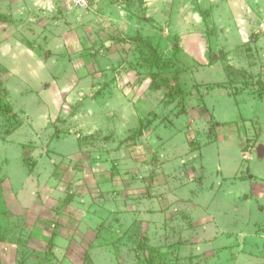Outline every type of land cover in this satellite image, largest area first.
<instances>
[{
	"label": "rangeland",
	"instance_id": "rangeland-1",
	"mask_svg": "<svg viewBox=\"0 0 264 264\" xmlns=\"http://www.w3.org/2000/svg\"><path fill=\"white\" fill-rule=\"evenodd\" d=\"M89 1L0 0V264H264V0Z\"/></svg>",
	"mask_w": 264,
	"mask_h": 264
},
{
	"label": "crops",
	"instance_id": "crops-1",
	"mask_svg": "<svg viewBox=\"0 0 264 264\" xmlns=\"http://www.w3.org/2000/svg\"><path fill=\"white\" fill-rule=\"evenodd\" d=\"M89 3H90V1H89ZM89 3H88V6H89ZM87 6V7H88ZM87 7H85V8H87ZM84 8V9H85ZM263 150H264V147H263V145H260L258 148H257V151H258V154H259V156H262V153H263ZM252 177H254V175H252ZM240 179V178H239ZM227 192H229V190L227 191ZM237 193L235 194L236 195V197L239 199V198H242V196L244 197V196H247V200H251V197H252V194H251V196H249V193H247V192H243V191H240L239 193H238V191H236ZM260 197V198H259ZM259 199H257V200H264V199H261V198H263V196L262 195H259ZM236 199V198H235ZM263 203H264V201H263ZM218 225H216V227H217ZM220 227V226H219ZM218 229H221V227L220 228H218ZM251 234H254V233H251ZM219 236H224V234H218ZM220 239V238H219ZM219 239H217L216 241H213L212 242V244H214V243H216V242H220V240ZM233 239H229L228 237H227V239L225 240V245L227 244V245H230V244H233ZM248 241L250 242L249 243V245H251L252 246V248H255L256 250H258V247H256V245L255 244H252V242H256V241H260L261 243V245L263 244L264 245V240H261L260 238H256V237H250L249 239H248ZM223 244V245H224ZM224 245V246H225ZM245 246V248H246V250L247 249H251V247L250 246ZM263 251V249L261 248L260 250H258V251H260L261 253H262V251Z\"/></svg>",
	"mask_w": 264,
	"mask_h": 264
},
{
	"label": "built area",
	"instance_id": "built-area-1",
	"mask_svg": "<svg viewBox=\"0 0 264 264\" xmlns=\"http://www.w3.org/2000/svg\"><path fill=\"white\" fill-rule=\"evenodd\" d=\"M73 7L85 8L88 6L89 0H70Z\"/></svg>",
	"mask_w": 264,
	"mask_h": 264
},
{
	"label": "trees",
	"instance_id": "trees-1",
	"mask_svg": "<svg viewBox=\"0 0 264 264\" xmlns=\"http://www.w3.org/2000/svg\"><path fill=\"white\" fill-rule=\"evenodd\" d=\"M159 67L163 68L162 66H159Z\"/></svg>",
	"mask_w": 264,
	"mask_h": 264
}]
</instances>
